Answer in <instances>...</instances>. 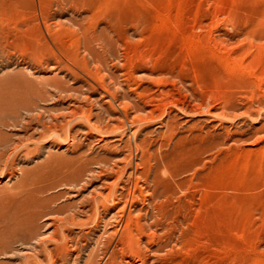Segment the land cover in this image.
<instances>
[{"label":"rangeland","instance_id":"374dc122","mask_svg":"<svg viewBox=\"0 0 264 264\" xmlns=\"http://www.w3.org/2000/svg\"><path fill=\"white\" fill-rule=\"evenodd\" d=\"M30 116L57 130L0 171L1 264H76L69 242L48 255L61 235L84 238V264L106 229L136 263L169 244L154 264H264V0H0V138ZM28 192L90 221L38 217Z\"/></svg>","mask_w":264,"mask_h":264},{"label":"bare ground","instance_id":"6f19581e","mask_svg":"<svg viewBox=\"0 0 264 264\" xmlns=\"http://www.w3.org/2000/svg\"><path fill=\"white\" fill-rule=\"evenodd\" d=\"M125 78V77H124ZM90 89V88H89ZM117 91V90H116ZM177 104V103H176ZM85 108V107H84ZM178 108V107H177ZM63 109V108H62ZM183 109V108H182ZM149 111V110H148ZM139 112V111H138ZM31 113V112H30ZM191 114V113H190ZM156 115V114H155ZM154 116V115H153ZM140 118V117H139ZM31 119V120H30ZM88 119V118H87ZM133 119H134V121L135 122H137L138 120H137V118L136 117H133ZM156 119V118H155ZM15 120V119H14ZM12 122V121H11ZM16 122V121H15ZM14 122V123H15ZM25 126H26V124H27V126L24 128L23 126H21L22 128H24L25 129V131L23 132V133H19V134H15V133H13L14 134V137L11 135V136H7V137H5V139H1L0 138V171L1 172H5V170L9 167V162H10V160H11V158L14 156V154L18 151V150H20V149H26L27 151H30V149H29V146L30 145H37V143L39 142V140H41L42 138H44L45 136H46V130H47V132L48 131H50V132H56V130H57V125L55 124V125H53V126H49V127H46V123H43V124H40V123H33V118L30 116V118L28 119L27 118V120H25ZM135 122H134V124H135ZM139 122V121H138ZM64 123V122H63ZM96 123V122H95ZM21 124V123H20ZM138 124V123H137ZM18 125H11V127L8 129V130H18V129H16V127H17ZM0 127L3 129V128H6V127H9V126H6V124L5 123H0ZM20 127V128H21ZM100 127V126H99ZM109 127V126H108ZM1 129V130H2ZM19 131V130H18ZM12 132V131H11ZM15 132V131H14ZM6 134H8V133H6ZM129 135V134H128ZM31 147H33V146H31ZM71 147V146H70ZM177 158V157H176ZM105 159V158H104ZM97 162V161H96ZM177 162V161H176ZM85 168V167H84ZM80 169V168H79ZM10 170V172H8V177H7V180L5 181L6 183H12V180H13V178H14V176L16 175V166H10V169H8V171ZM83 172V171H82ZM84 173L86 174V175H84ZM84 173H82L83 174V177L84 176H93L94 175V173H95V171L94 170H92V169H89V167L87 168H85V170H84ZM174 173V172H173ZM130 174H132V173H130ZM135 174V173H134ZM82 178V177H81ZM88 179V178H87ZM82 179H80V180H78L77 181V183L79 182V181H81ZM84 180H85V178L82 180L83 182H84ZM2 181V180H1ZM0 181V183H2ZM87 181V180H86ZM137 181V180H136ZM154 181V180H153ZM62 182V181H61ZM138 182V181H137ZM77 183H76V185H77ZM86 183V182H85ZM78 184H80V183H78ZM72 185V184H71ZM151 187V186H150ZM46 188V187H45ZM69 188V187H68ZM129 188V187H128ZM155 188V187H154ZM154 188H153V190H154ZM142 189V188H141ZM135 190V189H134ZM172 190V189H171ZM131 191V190H130ZM157 191H158V189H157ZM174 191V190H173ZM36 192V191H35ZM66 192V191H65ZM111 192H112V190H111ZM149 192V191H148ZM162 192V191H161ZM180 193V192H179ZM34 193H32V192H28L27 193V195H26V198H27V200L28 201H25V202H27V206L28 207H32V208H34L35 210L36 209H38V208H41V209H43L44 207H45V209L43 210V211H39V214H38V217H46V216H48V218H50V217H53V219H54V223L55 222H60V223H68V224H73V225H75V224H77V225H86V224H88L89 223V221H90V215H86V212L88 213L89 211L88 210H86L85 208H82V209H79L78 210V212H80L81 213V216L82 217H85L86 216V219L85 220H83V221H79V219H78V223H74V221H75V218H79L78 216L79 215H77V216H75V214H74V212H73V214L74 215H67L65 212H53L54 210L53 209H51V210H47V212H46V203H49L50 202V199L48 198H42V197H35L34 195H33ZM40 194V193H39ZM41 194H43V193H41ZM40 194V195H41ZM152 194V193H151ZM45 195V194H44ZM110 195H112V193H108V194H106V195H103V194H101V193H98V196L100 197V199H96L95 200V203H96V206H95V208H94V212H98V211H100V208H105V207H107V203L108 202H111V200H110ZM135 195V194H134ZM158 195V194H157ZM163 195V194H162ZM167 195H169L168 193H167ZM39 196V195H38ZM42 196V195H41ZM117 196V195H116ZM71 197V196H70ZM123 197V196H122ZM135 197V196H134ZM153 197V196H152ZM113 198V197H112ZM136 198V197H135ZM94 199V198H93ZM135 200V199H134ZM157 200V199H156ZM117 201V200H116ZM24 202V201H23ZM53 202V201H52ZM127 203H128V201L126 202L125 201V203L123 202V204L124 205H122L121 206V208L119 209V211L118 212H115L111 217L113 218V219H115V222L119 225V226H123L122 228H124V229H122V231L123 230H125L126 228H127V226L129 225V223L133 220V216L134 215H132V212H131V210H129V212H126L125 210H126V205H127ZM85 204V203H84ZM118 204H121V202L120 201H118L117 203H115V205L116 206H118ZM129 204V203H128ZM21 207V206H20ZM43 207V208H42ZM112 208H114V207H112ZM30 209V208H29ZM90 209V208H89ZM180 209V208H179ZM19 210V209H18ZM22 211V210H21ZM50 211V212H49ZM26 212H27V210H26ZM29 212V211H28ZM85 214V215H84ZM142 213L140 212V215H141ZM144 214V213H143ZM142 214V217L140 218H138V219H136V220H140V224L137 222V224H139L138 226H140V228H141V231L143 230V234L144 235H148V233L149 232H151V235L153 234L154 235V233L156 232H152V230H154L153 229V227H154V222H149V218H150V216H148V212H146V214H144L143 215ZM153 214V213H152ZM151 213H150V215H152ZM106 215V214H105ZM140 215H137V216H140ZM35 216V215H34ZM50 216V217H49ZM103 217V216H102ZM101 217V218H102ZM155 217V216H154ZM154 217H153V215L151 216V218L150 219H154ZM47 218V217H46ZM109 219V218H108ZM184 219V218H183ZM48 220V219H47ZM104 220V217L102 218V221ZM111 220V219H110ZM156 221V220H155ZM104 223V222H103ZM56 224V223H55ZM54 224V225H55ZM100 224V223H99ZM110 223H106L105 222V227L107 228L108 227V225H109ZM48 225V224H47ZM46 225V226H47ZM155 225H156V223H155ZM56 228H55V230L57 229V226H55ZM96 227V226H95ZM105 227H104V229H105ZM129 227V226H128ZM137 227V226H136ZM17 228V227H16ZM80 228V227H79ZM121 229V228H120ZM127 230V229H126ZM140 230V229H139ZM157 230V229H156ZM56 232H57V230H56ZM68 232V231H67ZM119 232V231H118ZM148 232V233H147ZM76 233V232H75ZM87 233V232H86ZM133 233V232H132ZM33 234V233H32ZM88 234V233H87ZM121 234V233H120ZM104 235H106V237H107V239L105 238V240L104 241H102L101 240V237H99V238H97L96 240H95V243H94V246L95 247H97V248H101V255H100V253H98L99 252V250L97 251V249H95L94 250V248H93V250L91 251V253L88 255V259H86L85 260V262H84V264H99V262L102 260V258L103 257H105L106 258V256H107V262H109V263H112V264H154L156 261H158V259H159V253L162 251V250H164L165 248H167L168 247V245L169 244H165V245H161V246H156L154 249H146L147 250V255L145 254H143V256L142 255H140L139 254V252L137 253V254H139L140 255V257L139 258H141L140 259V262L139 263H136V262H134L129 256H124V255H122V256H120V255H118V256H120V258L117 256V251H116V249H115V247H114V249L112 250L111 249V239H112V237L114 236V235H116V233H111L110 232V230H108V229H106L105 231H104ZM150 235V236H151ZM61 236H64V237H62L61 239H63L64 238V240H66V246L65 245H63L62 246V249L60 250V249H55L56 250V252H57V254H55L54 253V251H48V255L50 256V258L52 259V261H56V260H59V259H61L62 258V256L65 254V253H67L69 250H68V247H69V245H68V242L69 243H71L72 244V246H71V248H72V251H70V252H68L67 254L70 256V258H73V260H74V262H76V264H79V262H80V259H81V256H80V253H81V251L83 250V248H85V246H86V244H82L79 240H80V237L78 236V238L77 239H73V238H70L69 239V237L67 236V235H61ZM126 236H127V233H126ZM140 236H141V234H140ZM124 236H122V238H123ZM151 237H153V236H151ZM66 238V239H65ZM82 238V237H81ZM104 238V237H103ZM154 238V237H153ZM82 239H84V238H82ZM139 240H140V238H138ZM143 239V238H142ZM141 239V240H142ZM32 240H34V242H33V244L32 245H37V244H41V242H43V240H41L40 239V235L38 236H35L34 237V239H32ZM64 240H61L62 242L64 241ZM140 240V241H141ZM151 240H154V239H151ZM60 241V239H59V243L61 242ZM138 241V240H137ZM139 242V241H138ZM154 243V242H153ZM169 243V242H168ZM88 244V243H87ZM119 244V243H118ZM134 244V243H133ZM137 242L135 243V247L137 246ZM93 245V244H92ZM101 245V246H100ZM117 245V244H116ZM143 245V244H142ZM142 245H140V247H138V249L139 250H141V249H143V248H141V246ZM130 247H131V245H130ZM71 248H69V249H71ZM127 248V247H126ZM132 248H134V247H132ZM141 248V249H140ZM146 248H147V246H146ZM66 249V250H65ZM137 249V248H136ZM63 250H65V252H63ZM110 250H112V251H110ZM121 250V249H120ZM126 250V249H125ZM130 250V249H129ZM7 251V250H6ZM124 251V250H123ZM138 251V250H137ZM167 251V250H166ZM119 252H121V251H119ZM134 253H135V251H133ZM54 253V254H53ZM87 253V252H86ZM99 255H98V254ZM121 253H123V252H121ZM131 253H132V251H131ZM141 253V252H140ZM130 254V253H129ZM133 254V253H132ZM136 254V253H135ZM137 254H136V256H137ZM8 254L3 250V251H1L0 250V258L1 259H3V258H6V256H7ZM102 255H103V257H102ZM98 256H101L102 258L100 259V258H98ZM133 257H134V255H132ZM143 258H142V257ZM9 257V256H8ZM119 259H118V258ZM65 258V257H64ZM83 260V259H82ZM109 260V261H108ZM139 260V259H138ZM51 261V262H52ZM103 261V260H102ZM61 263V262H60ZM1 264V263H0ZM102 264V263H101ZM108 264V263H107Z\"/></svg>","mask_w":264,"mask_h":264}]
</instances>
